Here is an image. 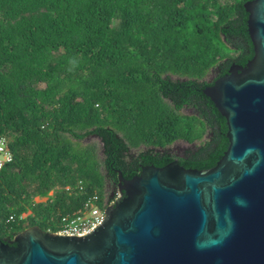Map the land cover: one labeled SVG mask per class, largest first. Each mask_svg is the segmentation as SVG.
<instances>
[{
  "label": "trees",
  "instance_id": "trees-1",
  "mask_svg": "<svg viewBox=\"0 0 264 264\" xmlns=\"http://www.w3.org/2000/svg\"><path fill=\"white\" fill-rule=\"evenodd\" d=\"M245 1L0 0V137L13 155L0 236L57 230L60 214L116 188L115 169L172 161L176 140L195 144L179 164L214 166L227 127L200 89L252 57Z\"/></svg>",
  "mask_w": 264,
  "mask_h": 264
},
{
  "label": "water",
  "instance_id": "water-1",
  "mask_svg": "<svg viewBox=\"0 0 264 264\" xmlns=\"http://www.w3.org/2000/svg\"><path fill=\"white\" fill-rule=\"evenodd\" d=\"M243 7L252 57L200 89L227 127L215 165L113 169L120 197L93 230L26 227L0 238V264H264V0Z\"/></svg>",
  "mask_w": 264,
  "mask_h": 264
},
{
  "label": "built area",
  "instance_id": "built-area-1",
  "mask_svg": "<svg viewBox=\"0 0 264 264\" xmlns=\"http://www.w3.org/2000/svg\"><path fill=\"white\" fill-rule=\"evenodd\" d=\"M12 160L13 155L7 146L6 139L0 137V170ZM80 186L81 181L78 180L74 189H81ZM65 189L67 191L72 190L70 186H66ZM118 195L119 191H116L114 194L106 192L104 198L101 200L97 192H92L83 200L79 207L71 212L59 215L57 230L51 231L47 229L46 231L68 236H78L89 233L103 220L106 206L113 203V200L117 199ZM26 215L27 213L23 212L18 216V219L24 220ZM14 219L15 215L11 214L7 221H13Z\"/></svg>",
  "mask_w": 264,
  "mask_h": 264
},
{
  "label": "rangeland",
  "instance_id": "rangeland-1",
  "mask_svg": "<svg viewBox=\"0 0 264 264\" xmlns=\"http://www.w3.org/2000/svg\"><path fill=\"white\" fill-rule=\"evenodd\" d=\"M214 76V72L213 71H209L205 76H204V79L207 80V81H210L212 79V77ZM174 78V77H173ZM181 113H184V114H189L191 113V109H181ZM94 143L96 145V148H97V152L98 154L101 156V153H100V141L98 138L96 137H93V136H90L88 138H86L83 143ZM197 143V141L195 142ZM195 145V144H193ZM192 144H189L187 143L186 141H183V140H176L174 141L170 146H169V151L174 155V156H180L183 152L184 149L186 148H190L193 146ZM107 191V189H106ZM104 198V194L103 196H101V200ZM36 201H45L46 198L45 197H36L35 198Z\"/></svg>",
  "mask_w": 264,
  "mask_h": 264
},
{
  "label": "flooded vegetation",
  "instance_id": "flooded-vegetation-1",
  "mask_svg": "<svg viewBox=\"0 0 264 264\" xmlns=\"http://www.w3.org/2000/svg\"><path fill=\"white\" fill-rule=\"evenodd\" d=\"M212 79H213V77H212ZM212 79H211V80H212ZM211 80H210V81H211ZM181 155H182V154H181ZM181 155H180V156H181ZM176 157H178V156H176ZM116 184H117V183H116ZM116 191H118L117 186H116V188H115V187H109V186H108L106 192L109 193V194H114ZM119 197H120V192H119V195H118L117 199H118ZM115 200H116V199H114L113 202H114ZM3 237H6V236H4V235L0 236V238H3ZM8 238H9V237H8Z\"/></svg>",
  "mask_w": 264,
  "mask_h": 264
}]
</instances>
